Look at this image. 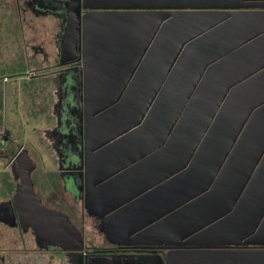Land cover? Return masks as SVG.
<instances>
[{
  "label": "water",
  "instance_id": "obj_1",
  "mask_svg": "<svg viewBox=\"0 0 264 264\" xmlns=\"http://www.w3.org/2000/svg\"><path fill=\"white\" fill-rule=\"evenodd\" d=\"M64 17L58 65L77 71L88 104L83 170H69L85 207L169 250L167 264H264V0H79ZM117 51L132 61L123 70ZM132 152L163 162L165 182L132 181ZM20 156L15 198L55 227Z\"/></svg>",
  "mask_w": 264,
  "mask_h": 264
},
{
  "label": "flooded vegetation",
  "instance_id": "obj_2",
  "mask_svg": "<svg viewBox=\"0 0 264 264\" xmlns=\"http://www.w3.org/2000/svg\"><path fill=\"white\" fill-rule=\"evenodd\" d=\"M58 1L23 0V5L33 14L32 19L53 21L55 64L40 71L44 72L42 76H51L55 86L52 112L56 123L48 135L57 178L45 174L44 180L39 181L34 165L30 179L33 197L44 209L59 215L61 222L49 226L46 217L36 218L31 214L33 209L29 207L34 202L31 197L15 198L17 190H22L21 176L27 169L20 156L25 149L0 132V155L10 170L13 184L12 191L0 192V264H167L169 250L136 243L132 238L121 237L124 229L110 230L111 227L103 225L98 215L104 209L86 208L84 185L79 186L77 178L69 174L70 169L74 173L83 170L87 146L84 115L88 104H85L83 81L78 85L77 71H68L71 65H58V44L67 21L64 14H73L79 0H63L66 6L57 5ZM88 12L80 8L79 14L82 18Z\"/></svg>",
  "mask_w": 264,
  "mask_h": 264
},
{
  "label": "rangeland",
  "instance_id": "obj_3",
  "mask_svg": "<svg viewBox=\"0 0 264 264\" xmlns=\"http://www.w3.org/2000/svg\"><path fill=\"white\" fill-rule=\"evenodd\" d=\"M32 15L23 0H0V132L29 153L43 181L45 174L57 178L48 135L56 123L55 86L52 77L39 70L52 66L48 60L56 51L53 21ZM10 184V170L0 155V192Z\"/></svg>",
  "mask_w": 264,
  "mask_h": 264
},
{
  "label": "crops",
  "instance_id": "obj_4",
  "mask_svg": "<svg viewBox=\"0 0 264 264\" xmlns=\"http://www.w3.org/2000/svg\"><path fill=\"white\" fill-rule=\"evenodd\" d=\"M39 42H40V40H39ZM50 55H51V57L49 58L48 62H49V65H53L56 56H53L51 53H50ZM115 55H116V61H115V63H112V64H114L115 66H118L117 69L123 70L125 68V67H123V66H125V64H128V63L131 64L132 63L131 60L128 62H124V60L122 58H119V57L123 56L120 51L115 52ZM130 55H132V53ZM41 64L42 63L40 62V65ZM103 64H107V63H103ZM42 65L44 66V64H42ZM43 69L44 68H41L40 70H43ZM150 155H151V153L142 154L141 152H139V154H136L135 152H132V160L130 163H128V165H129L128 167L130 168L129 174H131L132 181H133V178H135L136 180L142 179V178H146V179L152 178V176H154V175H159L158 173L160 172L161 174H160V181L159 182H160V184L165 182L166 177H165V173H164L165 167L163 165V162L162 163H159V162L154 163L152 160H147V158ZM158 167H160V170L158 169ZM136 173H138V175ZM141 181H145V180H141ZM155 187H156V185L153 187L147 188V189L145 187L136 188V190L143 191V192L139 195H134L132 197V201L139 199L144 194H146V192H153ZM130 190L132 192V185H131Z\"/></svg>",
  "mask_w": 264,
  "mask_h": 264
},
{
  "label": "trees",
  "instance_id": "obj_5",
  "mask_svg": "<svg viewBox=\"0 0 264 264\" xmlns=\"http://www.w3.org/2000/svg\"><path fill=\"white\" fill-rule=\"evenodd\" d=\"M0 110H2V100H1V105H0ZM1 124V121H0ZM13 190V184L8 185V191H12Z\"/></svg>",
  "mask_w": 264,
  "mask_h": 264
}]
</instances>
